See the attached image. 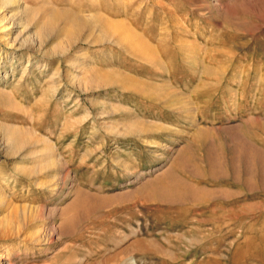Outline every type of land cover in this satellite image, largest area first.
Returning <instances> with one entry per match:
<instances>
[{"label": "rangeland", "instance_id": "obj_1", "mask_svg": "<svg viewBox=\"0 0 264 264\" xmlns=\"http://www.w3.org/2000/svg\"><path fill=\"white\" fill-rule=\"evenodd\" d=\"M0 255L264 264V0H0Z\"/></svg>", "mask_w": 264, "mask_h": 264}, {"label": "bare ground", "instance_id": "obj_2", "mask_svg": "<svg viewBox=\"0 0 264 264\" xmlns=\"http://www.w3.org/2000/svg\"><path fill=\"white\" fill-rule=\"evenodd\" d=\"M81 13H83V11ZM91 13H93V11ZM81 15L73 13V12H69V11L68 12H65V11L61 12V11H58L55 8L54 10L50 11V13H49L51 22H49L48 24H46L44 26V31L46 33H48L47 35L50 36L51 39L55 38V40L57 41L59 39V37H60L59 34L61 33V31H59L58 28L64 22L68 26L71 27V29L66 33V35L64 34V36L68 38L69 42H71V44H72L71 46H74L79 41H84L85 40L86 42H88L91 39V37L92 36L94 37V35L97 34V33H99L101 35L100 38L103 39L104 36H106V35H104L105 34L104 33V28H106V27L108 28V33H109V31H111L110 29L113 28V27H108L109 23L103 17H99V16H95V17L94 16H81ZM107 28H106V31H107ZM101 33H103V34H101ZM110 33H112V31ZM44 38H46V37L44 36ZM101 39H100V41H102ZM93 40H94V38H93ZM42 42H43V40H42ZM42 42L34 40V41L31 42V45H34L33 47L37 48V50L43 51V47H44L43 43L44 42L43 43ZM102 80H103V82H105L107 84H111V85L117 83V78L115 76L114 77H110V76L106 75L104 78H102ZM121 84L125 85L126 82L125 83H121ZM129 85H130L129 87L131 89H133L137 93L142 94L144 92L143 86H141L140 84L139 85L138 84H129ZM134 133H136V132H134ZM29 241H31L33 243H38L40 245L42 243V241H43V235L41 233L39 234L37 232L34 235V237H32ZM2 257H3V255H0V260H1Z\"/></svg>", "mask_w": 264, "mask_h": 264}]
</instances>
